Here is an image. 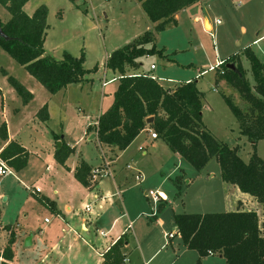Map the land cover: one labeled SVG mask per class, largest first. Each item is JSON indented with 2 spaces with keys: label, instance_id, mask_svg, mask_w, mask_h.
<instances>
[{
  "label": "rangeland",
  "instance_id": "obj_1",
  "mask_svg": "<svg viewBox=\"0 0 264 264\" xmlns=\"http://www.w3.org/2000/svg\"><path fill=\"white\" fill-rule=\"evenodd\" d=\"M35 2L43 1L35 0ZM44 2L42 4L49 10L47 17L49 28L44 42L45 54L60 60L63 52L75 58H78L82 52L83 67L88 71L86 75L89 81L83 85L81 96L76 94L72 100H68L63 98L62 94H58L51 98V119L48 124L43 123L35 114L50 97L49 93L0 48V124L4 119L3 114L10 118V129L12 132L20 131L19 138L26 144L29 157L32 152H38L32 149V137L46 147H48L46 142L51 143L55 150L58 142L55 143L53 133L61 137L60 127L62 130L69 122L65 120L64 115L70 117L72 111L79 116H90L95 119L99 110L104 112L108 109L117 81L106 83L105 89L101 87L102 81L107 82L116 76L110 72H106L105 76L102 71L103 66L113 51L137 40L138 37L134 36L138 33L142 36L146 25L150 23L135 0H76L82 9L79 12L71 10V4L67 0H44ZM30 5L32 6V1ZM58 13L62 15V19ZM9 18V14L0 6V22L4 24ZM205 18L211 25L209 31L203 29ZM177 19L175 25L159 33L154 41L156 49L163 50V57L145 56L138 60L144 71H148L151 64L156 66V70L152 73L171 88L179 83L198 80L199 90L204 95V109L201 113L205 127L218 141L234 147L233 139L238 128L234 116L223 101L222 94L232 97L233 102L242 110L245 104L236 92L229 88L226 91L223 83L215 85L216 72H210L209 69L236 55L235 63L242 67L247 80L253 85L250 65L243 56V51L248 44L264 35V0H254L248 5L246 0H206L182 11ZM205 27L209 29L207 24ZM242 28L245 29V34L242 33ZM251 49L258 60L264 63V40L251 46ZM1 70L6 71L24 87L29 88L35 83L39 87L35 91V99L24 106L6 77L1 74ZM137 72L129 68L126 74ZM72 101V107L68 106ZM243 139V142H238V156L247 163L253 148L247 138ZM159 143V141L152 142V146L145 143L142 148L146 155L137 154L134 157L136 166L133 165L132 169L135 167L138 171L132 172L124 167L117 178L124 186L129 187L136 185V176L140 175L142 180L140 188H136L132 193L133 196L125 195L130 211L129 221L128 218H124L118 228L121 229L131 222L133 233L131 228L126 229L129 243L124 254L129 264H197V254L187 250L176 234L174 215L231 212L223 208L208 207L212 204L210 202L212 199L206 197V192L210 189L214 192L220 191L224 185L220 169L216 161L211 159L198 172L182 158L176 156L167 158L160 150L156 152L155 148ZM43 147L45 146H42V149ZM255 152L264 160V140L255 143ZM105 156L109 155L103 146L96 141L86 140L76 147L74 157L72 156L68 163L80 159L94 168L103 166ZM154 156L162 160L158 169L151 158ZM126 157L118 160L119 166L124 163ZM106 163L108 164L107 161ZM32 169L33 164L26 173H33V176H36L37 173L32 172ZM171 170L175 172L170 173ZM108 173L109 177H112L110 170ZM20 180L22 186L18 185L13 177L0 179V189L5 192L4 197H8L7 201H4L3 197L0 199V222L15 228L18 226L19 235L24 233L37 235L42 227L47 226L43 224L44 218L53 223L54 216L29 194L30 188L26 190L23 187L26 183ZM109 180L110 178L101 180V183L106 184ZM160 191L168 198L165 204H162L161 199L155 203L151 197L143 194L151 192L157 195ZM26 199L32 200L25 202ZM215 200L218 201L219 198ZM252 202L255 203L254 200ZM158 205L162 207L159 208ZM247 207L251 208V206ZM84 210L82 211L80 203L75 207V212L80 217L85 216ZM117 210H121V207L119 206ZM257 210L259 213L263 212L264 221V206L260 208L258 206ZM140 212L141 214L136 216ZM97 225L104 226L103 220ZM168 234H172L173 238L166 237ZM4 237L3 234L0 236V242ZM149 243L151 246H148ZM140 249H143L145 256H141ZM28 250L23 248L22 254ZM148 250L151 255L154 254L149 262ZM208 259L204 263L224 264L218 256Z\"/></svg>",
  "mask_w": 264,
  "mask_h": 264
},
{
  "label": "trees",
  "instance_id": "obj_2",
  "mask_svg": "<svg viewBox=\"0 0 264 264\" xmlns=\"http://www.w3.org/2000/svg\"><path fill=\"white\" fill-rule=\"evenodd\" d=\"M30 0H0V6L9 14L6 23L0 22V48L40 84L50 95H55L71 84L84 81L88 73L84 69V55L78 58L63 52L62 59L55 60L44 52L48 9L40 5L31 16L23 11ZM77 8L75 0H67ZM150 23L152 32H145L134 42L113 51L106 60L107 70L118 74L117 87L111 106L102 113L95 129L100 146L108 149L115 157L126 150L143 131L151 130L161 138L168 149L179 155L196 171H201L214 159L219 166L222 181L248 195L259 206H264V160L255 152V143L264 140V63L247 48L243 56L250 65L253 85L246 78L242 67L235 63L236 55L229 57L216 72V82L237 93L245 104L242 110L232 97L222 98L239 126V136L252 143L253 152L247 163L238 156V148H230L218 141L202 122L203 94L194 81L164 87L148 74L127 75L126 69L139 68L137 59L144 56L163 57V50L154 44L156 36L175 25L174 16L201 0H136ZM60 17V14L58 13ZM150 45L149 48L146 46ZM233 64L235 69H229ZM96 70V68L94 69ZM1 74L13 88L25 106L32 100V94L4 70ZM37 118L46 123L49 120L47 106L43 105ZM148 119H153L147 124ZM92 129L87 128L89 133ZM55 143L60 137L53 135ZM0 139L8 140L5 123L0 125ZM73 153L60 142L54 152V160L64 166ZM0 160L14 172L27 166L28 153L16 142H9L0 151ZM90 166L80 161L74 169L75 180L84 188L91 186ZM160 208V207H159ZM158 208V209H159ZM176 234L187 250L197 253L201 259L220 256L226 264H264V236L260 231L258 214L254 210H238L222 213L177 214L174 215ZM9 239L1 254L0 264H12L14 234L9 226ZM126 239L121 236L103 254L100 264H125L122 249Z\"/></svg>",
  "mask_w": 264,
  "mask_h": 264
},
{
  "label": "crops",
  "instance_id": "obj_3",
  "mask_svg": "<svg viewBox=\"0 0 264 264\" xmlns=\"http://www.w3.org/2000/svg\"><path fill=\"white\" fill-rule=\"evenodd\" d=\"M31 1H32V6L30 5ZM41 1L43 2L36 3L35 0H30L29 2H27L23 7V11L25 12V14L31 16L37 7L43 5L42 3H45L44 0ZM203 1L206 0H201L200 3ZM253 1L254 0H246V5L250 4ZM137 4L139 7H141L138 2ZM194 5L195 4L189 6L184 10L189 9ZM76 6L77 8H74V6L71 5V10H75L76 12H79L81 7L77 3ZM182 11H180L179 13H181ZM179 13L174 16L176 22L178 21L177 18ZM60 19H62V15L60 16ZM148 22L150 21L148 20ZM206 24L209 26V29H206L205 27ZM202 25L205 31H209L211 29V25L207 18L204 19ZM153 27L154 26L152 23H148L144 31L152 32ZM241 31L242 33L245 34L244 28H242ZM136 36L139 38L140 33L136 34L134 37ZM262 40H264V35L257 38L256 40L248 44L246 47L251 49V46L259 42H262ZM149 47L150 46H147V48ZM136 62L139 65V68L136 69L138 71L137 73L153 75L158 78V76H156L155 74L152 73V71H150V66L153 64L149 66L148 71H144V69L142 68L143 67L142 64H140V60L137 59ZM128 69L129 68H127L126 71ZM155 70H156V66L154 71ZM97 71L99 72V69H97ZM102 71H104L103 74H105V76H106V72H110L112 75H116L115 77L118 78V74L111 72L110 70H107L105 65L103 66ZM83 79L84 81H82L81 83L71 84L66 88H64L63 90H61L60 92L56 93L55 95L49 94L50 97L43 104L47 106V111L49 116V120L46 122L47 124L50 122L51 119V115H50V110L52 109L50 108L51 98L55 97L58 94H62V97L67 98L68 100H72V98H74L76 94L81 96L83 85L87 84L89 81L87 75H85ZM103 82L104 81H102V83ZM194 82L196 83V88L199 90L198 80ZM102 83H101V87H102ZM159 83L164 87H170L167 85L166 82L164 83L162 80H160ZM214 83L215 85L217 84L222 85V83L216 82V77ZM25 87L32 94L33 97L32 100L35 99V91L39 87L35 83H32V86L29 88L27 86ZM116 87L113 89V93L115 92ZM113 93H112V100L110 102L111 104L113 101ZM72 103L73 101L69 102L68 106L71 105L72 107ZM203 109L204 106L202 105L201 112H203ZM104 112H101L99 110L95 116V119H92L90 116H79L78 114H74V112L72 111L70 117L64 115L65 120L69 122L62 130L60 127L59 133H61L62 136L57 142H59V146H60V142H63L70 149L73 150V153L66 160L64 166L58 165L54 160L53 155L55 150L52 148L51 143L46 142L48 146L46 147L45 144L43 145V143L37 141L34 137H32V149L38 150V152H32V154H30L29 157L26 144H24L19 138L20 131L17 130L15 132H12L9 124L10 118L7 117V115L4 116L3 114L4 119L2 123H5L6 125L8 140L4 142L0 139V151L9 142L11 141L16 142L23 149L27 151L28 162H27V166L21 171L19 172L13 171V175L3 176L0 177V179L13 177L14 181H16L17 184L21 186L22 184L20 179H22L23 182L26 183L23 184V187L26 190L30 188L28 190L30 191L29 194L35 200L39 201L47 210H49V212L54 216V219L52 221L53 223H51L49 220L44 218L43 224L47 226L42 227V229L39 230L37 235L31 233L32 244L30 247H28L29 250L25 251L23 254H22L23 251L21 250L25 248L23 244L24 239L29 235V233H24L22 235H19L17 232L18 226L17 228H15L10 224H3L0 222V236L2 234L5 235L3 241L0 242V261H1L2 251L7 245L10 234L9 231L3 229L5 226H9L10 231L14 234V242L12 245V252H13L12 264H100L102 262L103 254L121 236H123L126 239V245L122 249V252L124 254V250L126 249L129 243L127 238L128 233L126 232V229L131 228L132 230L131 222H129L127 226H124L121 229L118 228L120 221L123 220L124 218H128L129 221L130 211H129V206L125 201V195L131 194L133 196L132 193L134 192V190H136V188L138 187L140 188V183L142 180L140 178V180L137 181L136 185L132 187L124 186L122 184V181L120 179H117L119 177L120 171L124 167L126 169H129L130 171L132 170V172L138 171V169L135 167H133L132 169L133 165L136 166V161L134 160V157H136L137 154H140L141 156L146 155L144 149L142 148L145 143L148 144L149 146H152L153 145L151 144L152 142L156 143L157 141H159L160 142L159 145H157V147L155 148L156 152L160 150L162 154H164L165 157L167 158H169L168 156H176L177 158H181V157L177 154L172 153L161 138L157 137L156 139H152L150 136L152 131L148 129L146 131L141 132L126 150L119 152L115 157H113V154L109 152L108 149H106L109 156L103 157V162H104L103 165H105L106 161L108 162V164L106 163L108 165L107 168L112 172V177L102 178L99 180V182L97 181L95 183H91L90 188H84L75 180L73 176L75 167L82 160L77 159L76 161H73L70 164L68 162L70 161V158L72 156L74 157L76 147L79 146L81 143L85 142L86 140L98 142L96 138L95 130L93 131V128L95 129L98 117ZM35 116L37 117V113L35 114ZM236 124L238 130L236 133V137L233 139L235 141L234 147H230V148H238L239 147L238 142H243L244 140L243 138H245L239 136L238 134L239 126L237 122ZM88 127L92 129L89 133L87 132ZM231 131H233V129ZM54 134L55 133H53V135ZM42 146L45 147H43L42 149ZM44 148L45 151H43ZM32 156H34V158H31ZM124 156H127L126 157L127 159L124 161L123 164H120L121 166H119L118 160L123 158ZM151 158L152 161L155 162V167H157V169L161 167L162 160H160L159 157L154 156ZM130 163H132L131 166ZM32 164H33L32 172L35 171V173H37L36 176H33V173H29V174L26 173V170L29 168V166H32ZM90 168L93 170L97 167L92 168L90 166ZM173 170H171L170 173L175 172ZM108 178H110L108 183L106 184L101 183V180H106ZM28 185L30 187H28ZM4 193L5 192L0 189V199L3 197L4 201H7L8 197L7 196L4 197ZM146 193L147 192H144L143 194L146 196ZM158 193H160L163 197L162 204L167 203L168 198L166 194H164L161 191ZM206 197L212 199L210 201L212 204L208 205V207L210 206L216 207L217 209L223 208L225 211H238V210L256 211L257 214H259L258 218L260 217L259 218L260 231L264 236V225H262L264 222L262 220L263 212L259 213V211L257 210L259 205L256 202L253 203L252 202L253 199L250 198L248 195L241 193L236 187L224 183L220 191L214 192L213 189L208 190L206 192ZM217 197L219 198L218 201L215 200L217 199ZM28 200H32V199H26L25 202ZM119 202L121 205H119ZM78 203H80V207L82 211L84 210L85 207L89 208V211L85 212L84 217H80L75 212V207ZM119 206L121 207V210H117L119 209ZM158 206L162 207V205H158ZM247 206H251V208H248ZM140 214L141 212L136 214V216ZM45 220H47V222H45ZM102 220L104 226L97 225V223L99 224L100 222H102ZM148 246H151V243H149ZM162 247L163 245L161 246V248ZM140 253L141 256H145V254L143 253V249H140ZM153 256L154 254L151 255L149 252V254L147 255L148 257L147 261L149 262ZM214 257L217 256L205 257L201 259L200 264L202 263V261L203 264H206L204 262L206 260H209L208 258H214ZM219 259L223 260L224 264H226L222 257L219 256ZM125 263L129 264L127 259H125ZM208 264H221V263L210 262Z\"/></svg>",
  "mask_w": 264,
  "mask_h": 264
},
{
  "label": "built area",
  "instance_id": "obj_4",
  "mask_svg": "<svg viewBox=\"0 0 264 264\" xmlns=\"http://www.w3.org/2000/svg\"><path fill=\"white\" fill-rule=\"evenodd\" d=\"M218 23L219 22H217V24ZM224 62L223 63L220 62L219 65H217V67H211L209 69V71L210 72H214V71L217 72L218 71L220 75H223L224 74V71L221 69V66L224 64ZM154 69H155V66L154 65H151L150 66V71H154ZM136 74H139V73H136ZM131 75H133V74H131ZM149 76H150V78L152 80L157 81V82H160V79L159 78H157V77H155L153 75H149ZM117 79L118 78H113V79H111V80H109L107 82L104 81L102 83V87H104L106 85V83H111L112 81H115ZM150 136H151L152 139H156V136H155L154 133H151ZM107 167H108V165L105 163V165L93 169L91 171V177H90L91 183H95V182L99 181L102 178L109 177L110 174L108 173V168ZM7 175H13V170L11 168H9L8 166H6V164L0 160V177L7 176ZM140 178H141L140 175L136 176V180L137 181H139ZM146 196L151 197L152 200H153V202H155V203H157L160 199L161 200L163 199V197L161 196L160 193H158L157 195H155V194L149 192V193H146ZM85 211L88 212L89 211V208L86 207L85 208ZM45 222H47V220H45ZM166 237L173 238L172 234H168Z\"/></svg>",
  "mask_w": 264,
  "mask_h": 264
},
{
  "label": "water",
  "instance_id": "obj_5",
  "mask_svg": "<svg viewBox=\"0 0 264 264\" xmlns=\"http://www.w3.org/2000/svg\"><path fill=\"white\" fill-rule=\"evenodd\" d=\"M0 35L3 36L2 32H1V29H0ZM228 68L234 70V69H235V66H234L233 64H229V65H228ZM152 121H153V119H148V120L146 121V123H147V124H151ZM57 146H59V142L57 143ZM23 244H24V247H25V248H28V247L31 246V244H32V235H31V234L28 235V236L24 239V243H23Z\"/></svg>",
  "mask_w": 264,
  "mask_h": 264
},
{
  "label": "bare ground",
  "instance_id": "obj_6",
  "mask_svg": "<svg viewBox=\"0 0 264 264\" xmlns=\"http://www.w3.org/2000/svg\"><path fill=\"white\" fill-rule=\"evenodd\" d=\"M162 196V195H161Z\"/></svg>",
  "mask_w": 264,
  "mask_h": 264
}]
</instances>
